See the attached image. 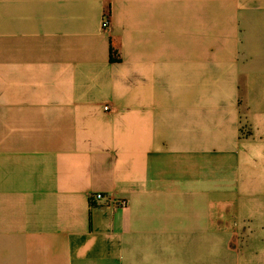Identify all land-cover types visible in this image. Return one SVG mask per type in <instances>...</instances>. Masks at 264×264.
I'll use <instances>...</instances> for the list:
<instances>
[{
  "label": "crops",
  "instance_id": "1",
  "mask_svg": "<svg viewBox=\"0 0 264 264\" xmlns=\"http://www.w3.org/2000/svg\"><path fill=\"white\" fill-rule=\"evenodd\" d=\"M0 264H264V0H0Z\"/></svg>",
  "mask_w": 264,
  "mask_h": 264
},
{
  "label": "built area",
  "instance_id": "2",
  "mask_svg": "<svg viewBox=\"0 0 264 264\" xmlns=\"http://www.w3.org/2000/svg\"><path fill=\"white\" fill-rule=\"evenodd\" d=\"M101 25H102V29L108 32L110 31L111 24H110V14L108 10H105L104 13L102 14ZM107 108L108 106H104V109H107ZM103 198H105V195L97 193V194L90 196V202L92 204L94 201H99L100 199H103ZM108 200L111 201L112 204H116L118 206L125 205V201L122 199L115 200V199L108 198Z\"/></svg>",
  "mask_w": 264,
  "mask_h": 264
},
{
  "label": "trees",
  "instance_id": "3",
  "mask_svg": "<svg viewBox=\"0 0 264 264\" xmlns=\"http://www.w3.org/2000/svg\"><path fill=\"white\" fill-rule=\"evenodd\" d=\"M90 200V199H89ZM90 204H91V202H90Z\"/></svg>",
  "mask_w": 264,
  "mask_h": 264
}]
</instances>
